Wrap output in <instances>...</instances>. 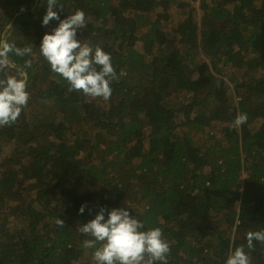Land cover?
Instances as JSON below:
<instances>
[{"label":"trees","instance_id":"obj_1","mask_svg":"<svg viewBox=\"0 0 264 264\" xmlns=\"http://www.w3.org/2000/svg\"><path fill=\"white\" fill-rule=\"evenodd\" d=\"M57 5L61 19L84 12L77 38L119 78L107 101L69 93L39 49L58 24L41 23L47 0H0V41L32 48L0 71L26 72L30 94L0 128V264H96L78 227L101 207L160 227L167 264H226L240 245L264 264V243H246L264 230V0Z\"/></svg>","mask_w":264,"mask_h":264},{"label":"clouds","instance_id":"obj_2","mask_svg":"<svg viewBox=\"0 0 264 264\" xmlns=\"http://www.w3.org/2000/svg\"><path fill=\"white\" fill-rule=\"evenodd\" d=\"M57 7V0H47L41 23L47 26L55 20L58 24L43 34L39 45L41 55L51 70L68 82L69 93L78 91L93 99L109 100L113 91L111 84L119 78L111 55L99 46L93 49L88 43L81 44L77 38L78 31L86 27L82 10L61 19L55 10ZM13 51L18 56H25L31 54L32 48H15L0 41V71L11 66L8 54ZM25 66L30 67L31 61H26ZM120 75H124L122 70ZM27 86V74L23 70L0 79V128L11 126L20 118L30 96ZM247 119L246 113H240L232 126H242ZM84 210V205L78 209L81 214ZM105 211L101 207L94 218L78 227L81 234L92 237L83 242V247L96 248L97 243L100 244L93 254L96 264H155L156 261L167 264L170 244L160 227L142 230L143 223L130 214L128 207L112 208L107 211V218ZM56 223L64 226L62 219L58 218ZM254 240L264 243V230L246 233L248 249L254 248ZM226 264H250L244 245L231 252Z\"/></svg>","mask_w":264,"mask_h":264},{"label":"rangeland","instance_id":"obj_3","mask_svg":"<svg viewBox=\"0 0 264 264\" xmlns=\"http://www.w3.org/2000/svg\"><path fill=\"white\" fill-rule=\"evenodd\" d=\"M1 41H3V43H6V44H12L13 43V35L11 33H6V34H4V37Z\"/></svg>","mask_w":264,"mask_h":264}]
</instances>
